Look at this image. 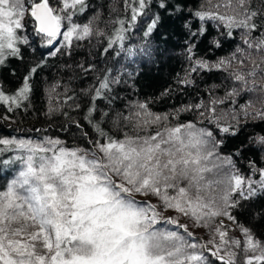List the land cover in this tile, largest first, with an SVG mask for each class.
<instances>
[{
    "label": "snow or ice",
    "instance_id": "1",
    "mask_svg": "<svg viewBox=\"0 0 264 264\" xmlns=\"http://www.w3.org/2000/svg\"><path fill=\"white\" fill-rule=\"evenodd\" d=\"M125 7L127 21H111L106 34L96 25L99 13L78 22L87 0H0V68L24 60L30 46L25 17L50 57L70 55L74 44L93 36L104 37L102 57H134L125 39L140 18L147 17L145 37L156 33L167 44L162 29L175 16L186 30L189 62L177 85L194 86L188 78L194 73L223 71L224 95L216 96L221 85H213L207 102L171 112H153L149 98L132 101L127 113L115 111L116 86L131 80L135 89L138 72L102 67L103 61L78 63V73L95 83L82 91L86 111L83 123L74 122L79 136L72 144L51 136L0 138V154L9 153L0 165L16 166L0 185V264H264V166L250 160L245 171L241 147H226L240 133V119L264 123V0H203L187 15L183 0H125ZM211 22L216 35H210ZM236 30L244 47L230 57L212 63L199 55L200 42L220 48L221 37ZM159 51L147 44L139 50L148 59ZM44 63L27 67L14 90L0 81L6 113L0 119L28 107L33 77ZM242 95L244 103L236 104ZM73 99L65 95L64 103ZM234 104L235 123L221 122L218 108ZM181 113L197 119H181ZM252 143L264 151V135Z\"/></svg>",
    "mask_w": 264,
    "mask_h": 264
},
{
    "label": "trees",
    "instance_id": "2",
    "mask_svg": "<svg viewBox=\"0 0 264 264\" xmlns=\"http://www.w3.org/2000/svg\"><path fill=\"white\" fill-rule=\"evenodd\" d=\"M175 3V0H171ZM89 9L80 17L78 22H87L94 14L99 13V19L96 25L99 26L106 34L110 33L115 25L111 21L122 18L127 21L130 13L126 10L125 0H87ZM156 3V0H152ZM203 0H183L187 5L184 14L187 15L189 10L194 11L199 8ZM157 11L155 7L152 12ZM167 17V14H165ZM136 28L130 29L126 35L125 48L136 50L134 57H127L125 52H120L117 56L115 53L102 57L100 49L103 46L104 37L93 36L90 41H81L79 46L71 49L70 55L49 56V48L43 40L31 31L32 25L28 23L27 35L30 46H25L24 60H13L9 66L4 69L0 68V81L5 84V90H14L18 83L19 77L26 73V68L44 60V66L38 70L33 77V92L28 107L20 108L8 115L11 119H0V138H18L39 140L45 136L59 137L72 144L74 139L79 136L75 129V121L83 123L82 116L86 111V98L82 91L89 88L95 81L91 77H84L77 71V64L86 61H103L102 67L113 68L114 70L123 71L124 67L128 71H136L138 75L135 78V89L128 84L116 86L119 93V99L111 106L115 111L127 113L126 107L132 101L144 100L149 98L154 101L151 109L156 113H167L175 108H180L186 104H195L197 102H207L208 90L213 85H221L214 90L216 96L224 95L223 85L226 83V72L213 70L211 72L201 71L192 74L189 79H195V85L192 87L178 86L177 81L186 76L189 68V62L185 59V40L186 30L181 27L183 21L177 20L175 16L166 19L164 30L169 37L168 43H162L156 33L152 36L145 37L143 29L146 27L147 17L140 18ZM193 24L197 23L195 20ZM210 35H216L215 22H211ZM95 26V25H94ZM222 47L209 49L207 41H202L198 45L199 55L214 63L220 58L230 57L238 46L242 44V33L239 30L234 31L232 37H221ZM152 48L159 47V54H154L151 59L143 56L139 50L145 45ZM166 49V51H165ZM16 75L13 76L12 72ZM166 88L171 89L170 95L158 99L159 94ZM65 95H71L74 99L64 103ZM246 97L237 98L236 104H243ZM106 103V101L104 102ZM75 104H80L79 109ZM103 108V103L100 104ZM50 109L53 111L50 112ZM235 104L231 106H221L218 108L217 115L220 116L221 122L235 123L232 115L235 114ZM67 112L68 116L63 113ZM5 107L0 105V116L5 115ZM181 119H197L195 113H181ZM207 124V122H205ZM239 124L241 131L236 137L228 139L226 147L231 149L233 146L241 147L242 155L239 159V165L247 171L250 160L257 161L260 166H264V151L252 143V140L259 135H264V123L240 119ZM71 125V127H69ZM110 126V125H109ZM212 127V125H207ZM67 128L68 131L63 129ZM9 153L0 154V158L8 156ZM10 155H16L15 152ZM15 165H0V185L11 178L14 174ZM264 232V229H260Z\"/></svg>",
    "mask_w": 264,
    "mask_h": 264
},
{
    "label": "rangeland",
    "instance_id": "3",
    "mask_svg": "<svg viewBox=\"0 0 264 264\" xmlns=\"http://www.w3.org/2000/svg\"><path fill=\"white\" fill-rule=\"evenodd\" d=\"M26 20H27V17H25V21H26ZM196 235H197V236H200V237H202V238H204V239L207 238L206 233H205V231H204L203 229H197V230H196Z\"/></svg>",
    "mask_w": 264,
    "mask_h": 264
}]
</instances>
